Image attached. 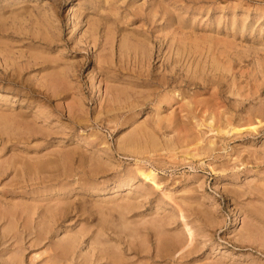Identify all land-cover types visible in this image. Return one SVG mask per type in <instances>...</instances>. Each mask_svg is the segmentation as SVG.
Wrapping results in <instances>:
<instances>
[{"label": "rangeland", "instance_id": "374dc122", "mask_svg": "<svg viewBox=\"0 0 264 264\" xmlns=\"http://www.w3.org/2000/svg\"><path fill=\"white\" fill-rule=\"evenodd\" d=\"M0 91V264H264V0H0Z\"/></svg>", "mask_w": 264, "mask_h": 264}, {"label": "bare ground", "instance_id": "6f19581e", "mask_svg": "<svg viewBox=\"0 0 264 264\" xmlns=\"http://www.w3.org/2000/svg\"><path fill=\"white\" fill-rule=\"evenodd\" d=\"M214 58V57H213ZM175 60V59H174ZM173 61V60H172ZM175 61H177V59L175 60ZM179 61V60H178ZM216 62V61H215ZM191 69V68H190ZM173 70V69H172ZM164 71V70H163ZM166 71H168V70H166ZM169 72V71H168ZM174 75V74H173ZM158 78V77H157ZM168 78H169V76H167V75H165V74H161V76L157 79V80H161V81H166V80H168ZM172 79V78H171ZM147 80V79H146ZM149 83V82H148ZM166 84V83H165ZM1 92V91H0ZM2 94V93H1ZM6 95V94H5ZM3 96V95H2ZM15 96V95H14ZM3 97H5V96H3ZM19 98H20V96H18ZM1 98V97H0ZM21 99V98H20ZM110 99H111V97H110ZM2 100V99H1ZM18 101H21V100H18ZM21 107V106H20ZM107 108V107H106ZM28 109V108H27ZM9 113V112H8ZM15 113V112H14ZM25 114H26V112H25ZM17 115V114H16ZM15 116V115H14ZM14 116H11V117H14ZM19 116H21L20 115V113H19ZM3 118L5 117V116H2ZM2 117H0L1 119H2ZM184 119V118H183ZM13 120V119H12ZM210 120V119H209ZM18 123V122H17ZM2 124V123H1ZM15 124V123H14ZM11 126V125H10ZM13 127V126H12ZM184 127V126H183ZM14 128V127H13ZM218 128H219V126H218ZM24 129V128H23ZM236 129V128H235ZM180 132V131H179ZM15 134V133H14ZM18 136V135H17ZM20 137V136H19ZM132 139V138H131ZM181 140V139H180ZM19 141V140H18ZM196 141V140H195ZM135 142V141H134ZM199 142V141H198ZM130 143H131V141H130ZM136 143V142H135ZM132 144V143H131ZM212 144V143H211ZM190 147V146H189ZM136 149V148H135ZM137 152V151H136ZM71 153V152H70ZM181 153V152H180ZM170 154V153H169ZM181 156V155H180ZM19 161V160H18ZM55 161V160H54ZM89 161V160H88ZM13 162V161H12ZM56 162V161H55ZM54 162V163H55ZM62 162V161H61ZM14 163V162H13ZM15 163H17V162H15ZM53 163V164H54ZM39 164V163H38ZM43 164V163H42ZM56 164H57V162H56ZM50 165V164H49ZM55 165V164H54ZM56 166V165H55ZM23 167V166H22ZM41 167V166H40ZM47 167V166H46ZM53 167V166H52ZM57 167V166H56ZM16 168V167H15ZM27 168H28V166H27ZM31 168V167H30ZM50 168V167H49ZM137 168V167H136ZM42 169H43V167H42ZM42 169L40 170V171H42ZM57 169V168H56ZM28 171H31V170H28ZM46 171V170H45ZM137 171L140 173V176H143V178L144 179H151V180H153L154 181V178H155V176H154V174L151 172V170L150 171H147V172H145V171H142V169L140 170L139 168L137 169ZM82 183V182H81ZM89 183V182H88ZM84 184V183H83ZM85 184H87V181H86V183ZM156 185V184H155ZM87 187V186H86ZM88 187H89V185H88ZM78 188H79V186H78ZM83 188H85V187H83ZM82 189V188H81ZM81 189H79V190H81ZM91 189V188H90ZM70 190V189H69ZM95 190V189H94ZM84 191V190H83ZM88 191V190H87ZM80 192V191H79ZM79 192H77L78 193V195H79ZM83 194V193H82ZM80 196V195H79ZM84 196V195H83ZM63 200V199H62ZM64 201V200H63ZM93 202V201H92ZM48 203V202H47ZM70 206H72L73 207V205H70ZM69 207V206H68ZM74 208V207H73ZM107 208V207H106ZM125 208V207H124ZM181 208V207H180ZM229 208V207H228ZM59 209V208H58ZM65 209V208H64ZM49 210V209H48ZM180 210V209H179ZM69 211V210H68ZM70 212V211H69ZM181 214H182V212H181ZM66 215V214H65ZM59 216H60V214H59ZM180 216V215H179ZM182 216H184V215H182ZM55 217V216H54ZM74 217V216H73ZM99 217V216H98ZM214 217V216H213ZM68 218H69V216H68ZM193 218V217H192ZM42 219V218H41ZM54 220V219H53ZM57 220H58V218H57ZM67 220V219H66ZM60 221V220H59ZM65 221V220H64ZM183 221H185V220H183ZM63 222V221H62ZM61 223V222H60ZM79 223V222H78ZM184 225V227L186 228V232L188 233L187 235H188V238H189V243L193 240L192 239V237H193V232H192V230H191V227L186 223V222H184L183 223ZM82 225V224H81ZM104 225V224H103ZM64 228V227H63ZM65 230V229H64ZM114 230V229H113ZM67 231V230H66ZM134 232V231H133ZM76 233V232H75ZM126 233V232H125ZM142 233V232H141ZM40 234V233H39ZM40 236V235H39ZM160 236V235H159ZM163 237V236H162ZM165 237V236H164ZM38 238V237H37ZM48 238V237H47ZM158 239H160V238H158ZM96 240V239H95ZM167 240V239H166ZM143 241V240H142ZM129 242V241H128ZM168 242V241H167ZM163 243L162 245V248L164 249V250H166L167 248H169L170 246H169V243ZM181 242V241H180ZM153 243V242H152ZM178 243V242H177ZM1 244V243H0ZM65 245V244H64ZM73 245V244H72ZM185 245V244H184ZM183 244H181V245H179V247L176 249V252L177 251H181L182 249H183V246H184ZM187 245V244H186ZM189 245V244H188ZM61 246V245H60ZM128 246V245H127ZM157 246V245H156ZM177 246V245H176ZM64 247V246H63ZM94 247V246H93ZM142 248H143V246H141ZM161 247V246H160ZM97 248V247H96ZM155 248V247H154ZM95 249V248H94ZM102 249V248H101ZM148 249V248H147ZM1 250V249H0ZM48 250H49V248H48ZM191 250V249H190ZM65 251H67L66 249L64 250V252ZM92 251V250H91ZM143 251V250H142ZM148 251V250H147ZM169 251V250H168ZM187 251V250H186ZM75 252V251H74ZM152 252V251H151ZM73 253V252H72ZM119 253V252H118ZM137 253V252H136ZM175 254V253H174ZM156 256H157V254H156ZM29 257V256H28ZM98 257V256H97ZM120 257V256H119ZM160 257H163V255L162 256H160ZM31 258V257H30ZM44 258V257H43ZM75 258V257H74ZM113 258H114V256H113ZM34 259V258H33ZM115 260V259H114ZM8 261V260H7ZM142 261V260H141ZM162 261V260H161ZM67 262V261H66ZM109 262V261H108ZM114 263V262H113ZM130 263V262H129ZM131 263H133V262H131ZM156 263V262H155ZM15 264V263H14ZM57 264V263H56ZM66 264V263H65ZM78 264V263H77ZM115 264H121V263H115ZM126 264V263H125ZM143 264V263H142Z\"/></svg>", "mask_w": 264, "mask_h": 264}]
</instances>
